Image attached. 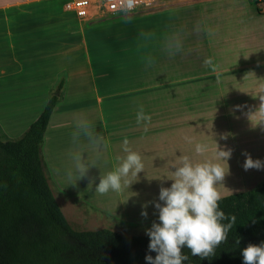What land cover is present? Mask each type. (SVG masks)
I'll return each mask as SVG.
<instances>
[{
  "label": "rangeland",
  "instance_id": "rangeland-1",
  "mask_svg": "<svg viewBox=\"0 0 264 264\" xmlns=\"http://www.w3.org/2000/svg\"><path fill=\"white\" fill-rule=\"evenodd\" d=\"M252 3L264 15L258 0ZM187 6V0H157L130 15L92 21L74 15L70 22L76 24L72 35L77 41L68 45L66 59L51 62L54 82L34 94L35 102L27 91L33 75L26 73L33 63L25 62V73L7 78V70L1 72L11 62H0V105L11 120L15 116L9 101L24 100V110L36 119L64 80L41 157L50 188L75 231L105 229L124 237L144 236L157 219L149 202L158 199L161 187L171 185L174 167L185 157L194 163L221 164L226 175L217 185L220 199L264 184V170L259 182L250 173L256 169L243 168L245 152L264 161L261 102L236 89V77L224 67L227 59L213 62L221 66L216 72L203 66L204 57L193 45L197 31L189 28ZM48 62H35L37 74L50 73ZM189 103L197 107L187 109ZM141 106L151 117L146 129L136 123ZM31 123L27 118L11 134L0 123V141L19 140ZM224 135L226 140L221 139ZM125 138L141 156L143 172L124 178L129 182L122 180L121 191L100 194L95 191L100 177L126 156ZM197 143L206 145L204 153H196ZM218 146L232 150L228 161L217 159ZM77 156L87 165L83 177L76 168ZM145 204L147 218L141 216Z\"/></svg>",
  "mask_w": 264,
  "mask_h": 264
},
{
  "label": "trees",
  "instance_id": "trees-1",
  "mask_svg": "<svg viewBox=\"0 0 264 264\" xmlns=\"http://www.w3.org/2000/svg\"><path fill=\"white\" fill-rule=\"evenodd\" d=\"M64 85L62 80L19 140L0 141V264H146V235L75 231L50 188L41 149ZM219 206L236 217L228 239L214 257L200 261L188 253L185 264H242L240 250L264 242V184L221 198Z\"/></svg>",
  "mask_w": 264,
  "mask_h": 264
},
{
  "label": "crops",
  "instance_id": "crops-1",
  "mask_svg": "<svg viewBox=\"0 0 264 264\" xmlns=\"http://www.w3.org/2000/svg\"><path fill=\"white\" fill-rule=\"evenodd\" d=\"M59 1L0 0V62H11L4 64L6 67L1 74L5 69L9 74L7 78H15L26 72L25 62H32L26 73L33 75L32 87L27 89L33 102L36 92L46 90L54 82L51 62L66 59L68 45L77 41L72 35L76 24L70 22L75 14L66 11L67 2L62 6ZM187 1L189 28L197 31L193 45L196 52H201L197 54L203 55L204 60L211 58L213 62L220 59L221 63L227 59L229 62L224 67L236 77V89L246 93V98L251 94L253 100L260 101L259 97L264 95V15L258 12L252 0ZM41 60L49 61L47 76L37 74L35 62ZM215 66L221 68L218 63ZM16 102L9 101L8 105V109H14L13 120L6 117L3 105H0V123L7 134L17 131L27 118L32 120V125L39 117L34 119L33 113L24 110V100L17 102L19 104ZM196 107L197 104L191 103L186 106L187 109ZM262 116L261 126L264 125ZM261 171L250 173L261 182Z\"/></svg>",
  "mask_w": 264,
  "mask_h": 264
},
{
  "label": "clouds",
  "instance_id": "clouds-1",
  "mask_svg": "<svg viewBox=\"0 0 264 264\" xmlns=\"http://www.w3.org/2000/svg\"><path fill=\"white\" fill-rule=\"evenodd\" d=\"M205 66L216 72V66L211 58L204 61ZM258 111L264 115V95L260 96ZM151 117L145 114L141 106L136 114V123L144 124ZM227 139V135L221 136ZM122 150L126 156L118 158V166L106 175H102L95 191L100 194L109 191L119 192L122 189V180L128 183L129 176L135 177L143 172L141 156L129 147L127 138L123 140ZM195 151L202 154L206 151V145L197 143ZM243 168L264 170V161L253 159L247 152ZM232 156V150H225L218 146L216 157L218 160L228 161ZM77 159V171L83 177L87 172V165ZM225 170L220 163L204 161L192 162L189 158H183L179 166L174 167L173 178L169 187H161L158 199L149 202L154 207V215L157 219L151 227L145 229V235L149 238L148 254L145 255L146 264H185L191 257H199L200 261L215 256V250L228 239V233L236 223L235 216H227L220 209V195L217 185L225 178ZM142 205L141 216L148 217L147 207ZM229 221L227 224L223 221ZM236 244H240V238H236ZM187 249L188 252H184ZM151 253H155L153 256ZM242 264H264V242L249 244L240 250Z\"/></svg>",
  "mask_w": 264,
  "mask_h": 264
},
{
  "label": "built area",
  "instance_id": "built-area-1",
  "mask_svg": "<svg viewBox=\"0 0 264 264\" xmlns=\"http://www.w3.org/2000/svg\"><path fill=\"white\" fill-rule=\"evenodd\" d=\"M157 0H71L65 8L79 19L92 21L106 16L130 15ZM256 1V0H252ZM258 6L264 9V0H258Z\"/></svg>",
  "mask_w": 264,
  "mask_h": 264
}]
</instances>
